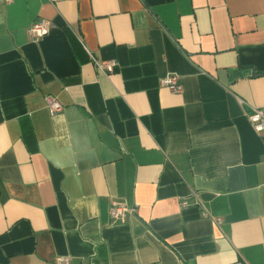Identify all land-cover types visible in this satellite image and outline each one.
Segmentation results:
<instances>
[{
	"label": "crops",
	"instance_id": "0c3cea01",
	"mask_svg": "<svg viewBox=\"0 0 264 264\" xmlns=\"http://www.w3.org/2000/svg\"><path fill=\"white\" fill-rule=\"evenodd\" d=\"M249 107L264 0H0V264H264Z\"/></svg>",
	"mask_w": 264,
	"mask_h": 264
},
{
	"label": "built area",
	"instance_id": "2783aa9c",
	"mask_svg": "<svg viewBox=\"0 0 264 264\" xmlns=\"http://www.w3.org/2000/svg\"><path fill=\"white\" fill-rule=\"evenodd\" d=\"M13 0H1L2 3H10ZM51 22L44 18H37L32 21L27 29L29 38L32 41H38L43 38L50 30ZM93 63L97 69L103 73H110L117 66L114 60L100 61L93 59ZM161 85L166 87L171 93H181L183 86L179 77L176 74H167L160 81ZM46 107L51 115L60 112L63 105L56 98L52 96H45ZM242 103V102H241ZM245 116L250 123L252 129L264 140V110L256 107H249L245 112ZM264 162V154H263ZM181 205H187L186 200H181ZM126 212H135V208L128 206L125 203L112 201L109 207V217L111 221H122ZM56 264H72L71 256H58L55 258ZM240 264V263H236Z\"/></svg>",
	"mask_w": 264,
	"mask_h": 264
}]
</instances>
